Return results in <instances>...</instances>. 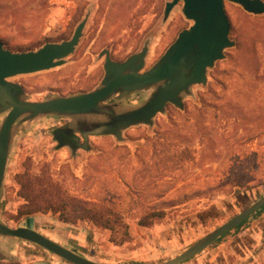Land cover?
Segmentation results:
<instances>
[{
  "label": "rangeland",
  "instance_id": "1",
  "mask_svg": "<svg viewBox=\"0 0 264 264\" xmlns=\"http://www.w3.org/2000/svg\"><path fill=\"white\" fill-rule=\"evenodd\" d=\"M170 1L0 0V43L14 53L67 41L85 22L63 65L8 82L19 85L30 102L89 93L101 86L107 55L123 63L145 49L144 73L193 25L182 3L164 14ZM224 11L233 45L206 70V82L183 92L181 107L167 105L151 124L123 130L121 140L96 135L88 138V150H69L53 132L72 118L16 121L0 190V223L37 232L27 219L40 223L48 215L60 226L41 231L52 228L62 242L71 232L61 246L88 260L162 264L262 199L264 14H249L230 1ZM154 90L118 93L102 106L118 114L137 109ZM6 115L0 113V126ZM236 227L182 264H264V210ZM39 252L47 251L0 237V264H22Z\"/></svg>",
  "mask_w": 264,
  "mask_h": 264
},
{
  "label": "water",
  "instance_id": "2",
  "mask_svg": "<svg viewBox=\"0 0 264 264\" xmlns=\"http://www.w3.org/2000/svg\"><path fill=\"white\" fill-rule=\"evenodd\" d=\"M225 1L238 4L249 14H264L262 0H171L165 4L164 14L167 16L178 3H182L183 15L193 25L178 35L156 65L140 73L145 49L123 63L113 62L107 55L101 86L89 93L70 97L51 98L42 102L25 101L22 88L8 80L63 65L64 59L75 51L79 43L84 21L76 27L69 40L48 43L35 51L14 53L0 43V113L7 111L0 126V190L8 160L11 129L18 120L32 121L41 116L72 118L73 132L80 133L83 140L81 147L88 150L89 136L113 135L121 140L123 130L139 124H151L152 119L163 113L167 105L181 107L180 95L192 85L204 84L206 70L221 60L224 50L233 45L229 40ZM150 87H156V90L137 109L118 114L102 106L115 94L124 96ZM60 145L63 146L62 143ZM263 206L264 197L185 253L162 264H182L190 260ZM0 237L29 242L68 264H99L28 228H10L0 223Z\"/></svg>",
  "mask_w": 264,
  "mask_h": 264
},
{
  "label": "crops",
  "instance_id": "3",
  "mask_svg": "<svg viewBox=\"0 0 264 264\" xmlns=\"http://www.w3.org/2000/svg\"><path fill=\"white\" fill-rule=\"evenodd\" d=\"M68 119V118H66ZM69 125L66 126V128L64 129V133H66L67 135H74L76 136L77 138H79V136L81 137L80 133L78 132H73V120L69 119ZM12 133V131H11ZM12 135V134H11ZM91 137V136H89ZM82 139V138H81ZM11 141V140H10ZM82 144H83V140H82ZM81 144V146H82ZM81 146H79L78 148H82ZM66 147L71 150L73 149L72 146H69V145H66ZM9 155V153H8ZM9 158V157H8ZM48 215L44 216L45 218H43L42 220H40L41 222L39 223V218H29L27 220L31 221V223H33V226L34 227H37L38 228V233L45 236L46 238L54 241V242H57L59 243L60 245H65V239L66 237H69L71 236V232H68V233H64L65 235L63 236V239L64 241H60L58 240L56 237H58V233L57 231L53 230L52 228L51 229H45L41 231V227H45V226H55V227H59L60 226V222L54 219H49L47 218ZM65 225V224H63ZM23 227V226H22ZM34 230V229H33ZM45 231V232H43ZM75 238V241H77L79 238L74 237ZM75 244V243H74ZM76 246H78L79 244H75ZM49 254H47V252H39L37 253L36 255L33 253L32 255H28V260H26V262L22 263V264H58L57 262H55L51 256H48ZM1 257V256H0Z\"/></svg>",
  "mask_w": 264,
  "mask_h": 264
},
{
  "label": "flooded vegetation",
  "instance_id": "4",
  "mask_svg": "<svg viewBox=\"0 0 264 264\" xmlns=\"http://www.w3.org/2000/svg\"><path fill=\"white\" fill-rule=\"evenodd\" d=\"M65 128H58L53 132L55 140H57L59 144L62 143L63 146L69 145L72 146V148H78L81 146L79 143V138L74 135H67L64 133Z\"/></svg>",
  "mask_w": 264,
  "mask_h": 264
},
{
  "label": "trees",
  "instance_id": "5",
  "mask_svg": "<svg viewBox=\"0 0 264 264\" xmlns=\"http://www.w3.org/2000/svg\"><path fill=\"white\" fill-rule=\"evenodd\" d=\"M264 210V206L261 208V209H259L256 213H254L252 216H250L249 218H247L245 221H243L241 224H239L236 228L238 229L239 227H241L248 219H250L251 217H253V216H255V215H257V214H259L261 211H263ZM153 215H155V216H157V217H162L163 216V213H157V214H153ZM63 220V219H62ZM64 222H65V220H64ZM223 236H221L217 241H220V239L222 238ZM216 241V242H217ZM215 243V242H214Z\"/></svg>",
  "mask_w": 264,
  "mask_h": 264
}]
</instances>
